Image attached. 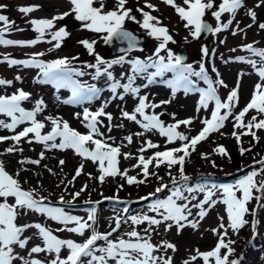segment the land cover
<instances>
[{
	"label": "snow or ice",
	"instance_id": "snow-or-ice-1",
	"mask_svg": "<svg viewBox=\"0 0 264 264\" xmlns=\"http://www.w3.org/2000/svg\"><path fill=\"white\" fill-rule=\"evenodd\" d=\"M162 2L174 9L180 20L184 23V28L188 31V36L193 39H199L203 33L212 34L213 36L229 29L237 12L244 8V0H182V5L177 4L176 0H162ZM264 3V0H261ZM70 9L50 19H30L28 22L36 32L37 38L30 41H13L6 39V33L12 30L14 21H10L7 15L0 14V45L4 46H21L34 47L38 43L47 42L53 45V48L62 47L63 40L70 33L66 27L56 28L57 21L63 20L68 16L80 22L81 28L89 32L96 33L107 44L113 40L126 42L127 48L122 49L125 52L137 50L139 44L138 38L125 27L126 22L131 21L145 30L148 36L158 41L152 55L145 59L134 58L127 60L125 56H120L112 61L104 60L100 55L95 53L96 41H80L89 55L95 57V64H85L84 68L95 69L93 79L106 77L111 81L108 91L112 94L109 100L97 110L92 111L84 107L82 112L75 113V118L80 121L86 132H80L70 126L69 122L63 117L44 115L38 118L47 109V104L43 98L36 99L31 110H26L22 106L23 102L30 101L32 94L17 89L11 95H0V115L10 119L6 122L0 119V129H7L12 135L0 136V144L11 141L12 144L0 152V156L23 153L22 142L29 145H43L45 151L59 150L65 151L71 149L74 154L84 161H91L97 166L98 176L95 177L100 184H103L108 177L117 176L123 178L128 185H143L150 177H155L163 181L164 177L160 176L153 169H159L164 166L168 171L167 175L171 180V187L167 183H161L154 192L148 196L141 197V200H151L147 205V213L131 215L129 206L126 202L120 201L118 194L113 197H105L106 200L119 204H125L117 211L114 219V226L110 225V231L100 232L97 229V207L100 202L91 200L85 201L88 205H93L87 209V217L71 214V208L74 207L75 201L88 190V185H83L79 191L68 192V186H74L76 177L84 174V163H80L73 180L68 181L62 190V194L57 201L58 205L54 206L47 196H43L36 189H24L19 179L20 172L27 169L21 168L15 174L6 170L5 162L0 160V264H173L171 256L167 255L171 250L177 251L176 245L171 242L162 241L160 244L152 242V233L161 225H164V231H170L173 227L179 234L185 227H191L198 230L201 222L218 204L224 206L225 216H218V227L212 228L211 231L217 236V243L214 248L207 252L196 250V255L190 260L184 261V264H192L193 261L201 259L203 264H239V260L231 259L235 249V241L228 239L229 230L237 233L241 228L249 223L245 219L246 215H256L255 208H249V204L255 200L257 208L264 209V179H257L264 176V167L258 171H252L246 174L242 179L234 184L217 185L209 183L189 185L190 177L185 174V166L189 158L197 150V145L208 139L213 133H218L225 126V121L230 117L234 119V129L232 136L237 143H241L243 136H251L252 140L259 143L260 137L257 132L264 130V48H256L254 43L242 46L243 51L250 53L251 58H237L238 62L246 63L251 66L258 77L255 83L250 100L247 104L236 111L239 105V79L235 88L229 91L225 99L217 94L218 87L227 88V84L219 79L213 81L209 78L204 63H200L197 71L193 65L184 62V58L175 55L168 47L170 43H175L173 35L163 21L153 15L159 9L152 3L145 0L143 7L135 9L141 16L137 19L133 15V9L127 7L128 0H115L114 6L106 10L104 0H68ZM98 4V6H97ZM260 4L257 5L259 7ZM7 5H0V12H3ZM147 8L149 11H145ZM39 5L22 6L18 11L25 16L38 11ZM210 14L215 20V26L209 24L206 15ZM228 14L231 18L227 22L222 21V17ZM253 22L256 20L254 11L248 12ZM252 25H248L251 27ZM259 29L264 30V23L258 25ZM238 28V25H237ZM22 30V29H18ZM243 31V29H239ZM236 35V31L232 32ZM51 37L45 41V36ZM188 37H185L187 40ZM224 41H221L223 43ZM235 51V49H233ZM164 53V55H162ZM205 57L209 55L207 47L202 49ZM45 53L39 52L33 54L30 59L17 60L5 56L0 63H7L9 67L22 65L24 67H34L40 70V76L36 82L41 84H51L57 91L67 89L71 96L61 102L67 105L83 106L85 103H91L94 99H99L101 89L93 84H84L74 77H83L86 73L82 69H77L72 65V60L78 57H67L45 62L38 57L44 56ZM131 65V75H127V83H121L117 80L110 69L113 65L122 64ZM153 70V71H150ZM213 71L216 70L213 68ZM171 73L172 78L165 80L166 74ZM244 73H240L242 78ZM142 77L146 80L142 86H135L136 79ZM192 77L203 80L207 85L206 89L198 88ZM164 83L171 89V95L174 99L176 93L183 91L185 95L190 92H199V100L196 112L201 109L208 110L209 105L213 107L210 111V118L200 119L203 125L201 130L195 136L186 135L178 129L181 125L188 127L193 124L194 118L176 120L175 113L172 118L175 121L172 124L165 125L161 117L163 112L157 113L155 110L164 105L170 104L171 100H161L158 103L149 99V94L141 95L142 88L147 89L149 86L158 82ZM21 78L16 77L19 81ZM121 79H125V74H121ZM13 81L0 78V86L10 87ZM122 89V92L118 91ZM126 95L137 101L132 111L120 108V118L137 125L142 131L130 133L124 136L127 144H116L115 137L109 135L113 128L125 127L124 123L113 124V114L105 109L112 100H125ZM59 100L60 97L57 96ZM154 99V98H153ZM151 110V112L149 111ZM249 112L255 114L247 121L245 120ZM107 121V124H105ZM24 125L19 131L17 129ZM50 130H46L49 129ZM101 129H105L102 131ZM158 133L165 138L164 150L154 151L151 155L145 156L144 153L150 149H160L161 145L154 143L151 139H144L141 146L137 149L138 156L133 157L132 153L121 152V147H127L134 142V137H145L146 133ZM223 135V133H221ZM111 141V143L109 142ZM179 145L168 148L167 145ZM215 153L229 157V153L223 146H218L213 150ZM251 148H240V154L244 155L250 152ZM136 159L137 163L133 165L134 169H140L138 175L143 178L137 179V176H130L129 170H121L119 167L120 158ZM45 158L44 152L40 153V159H21L20 165L33 164L40 165L41 160ZM201 158L208 160L209 155L201 153ZM264 165V160L258 161ZM65 160H59V165L63 166ZM215 167V162L212 161ZM45 167H47L45 165ZM175 168L178 177L172 174ZM51 172V169H48ZM90 179L93 177L86 173ZM63 183V181H61ZM59 187V185H57ZM123 188V185L120 186ZM168 190L170 194L166 198H159L158 194ZM64 192L71 197L65 200ZM187 193V195H186ZM219 193V196L217 194ZM240 194L239 196L237 194ZM198 194H203L202 199ZM155 197V199H152ZM11 198V202H10ZM45 201H48L45 203ZM195 201V203H194ZM69 210H66V207ZM193 209H196L193 212ZM29 212L38 213L47 219L56 222L61 227L52 229L42 223H18V218L27 215ZM191 218V219H190ZM256 221H252L253 231H255ZM124 224H129L131 230L114 237ZM141 225L144 227L143 233L137 229ZM35 230L31 235H25L29 230ZM73 233L77 237L83 238L82 241L74 239L61 238L55 233ZM38 237L40 243H31L34 238ZM163 253V254H161Z\"/></svg>",
	"mask_w": 264,
	"mask_h": 264
},
{
	"label": "rangeland",
	"instance_id": "rangeland-1",
	"mask_svg": "<svg viewBox=\"0 0 264 264\" xmlns=\"http://www.w3.org/2000/svg\"><path fill=\"white\" fill-rule=\"evenodd\" d=\"M148 2L154 4L159 9L158 12H153L152 14L158 16L163 21V24L168 27L170 33L173 35L174 40L176 41L174 44L170 43L168 47L172 51L180 46L188 48L189 57L187 63H194L197 59L198 69L200 63H204L207 74L213 81L217 80V72L219 73V79H222L228 86L227 88L218 87L217 94L221 97V99H225L229 91L236 87L238 79L239 88L243 82H250L248 90L246 89L245 96H242L241 91H239L240 99L236 111L238 112L240 109H242L250 100L254 85L258 82V77L256 74H254L255 72L250 65L238 62L237 58L243 57L257 59L250 53L241 50L243 45L258 41L259 43H254V46L256 48H264V30H261L258 27L259 24L264 23V3H262L261 0H244V8L240 9L237 12L235 19L233 20V23L232 25H230L229 29L222 31L215 36L209 34V36L204 41H197L196 39L188 36V31L184 28L183 21L180 20L179 16L176 14L172 7L165 5L162 0H148ZM216 2L218 4L219 0H216ZM104 3L106 6V10H110L113 8L115 0H104ZM176 3L182 5V0H176ZM144 4L145 0H128L127 7L133 9L132 14L135 15L137 19H141L140 14L136 12L135 9L137 7H143ZM258 4H260L259 7H257ZM0 5H7V8L4 9L3 12H0V14L7 15L10 21L15 22L12 30L5 35L6 39H10L13 41H30L37 38L38 34L33 31L32 25L28 22L30 19H50L54 15L61 14L70 9L68 0H0ZM31 5H39V10L29 14L28 16H25L18 11L19 7ZM144 10L149 11V9L147 8H145ZM249 10L255 12V22H253L252 18L248 15ZM230 18L231 17L228 14H225L222 17V21L226 23ZM206 20H208L213 26H215V20L210 14L206 15ZM248 25L252 26L248 27ZM0 27H2V25H0ZM60 27H66L67 31L70 33V35L63 40L61 48L49 51V49L53 48L55 41H53L52 44L41 42L34 47L0 45V60H2L5 56L11 59L26 60L30 59L33 54L39 52L45 53L44 56L38 57V59L45 62H51L53 60L64 57H67L70 60L72 57H78V63L74 67L84 70L86 74L83 77H74V79H77L84 84L93 85L94 81H97L96 87L101 89V94L99 100L97 101L98 105L100 103L101 106L104 104V100L107 97L110 98L112 95L107 90L111 81H108L106 77L93 79L95 69L88 71V68H84V65L95 64V57L93 55H89L88 51L79 42L83 40H88L90 42L96 41L95 53L100 55L102 58L105 57L104 60L109 62L118 59L121 55H127L128 53H130L128 56L132 59H145L153 54L155 48L158 45V41L148 36L145 30L141 29L137 24L131 21L126 23V29L139 37L146 38L147 42L140 49L119 55H112L107 53V44L100 38V36L96 33L83 30L81 28L80 22L76 21L73 16H68L63 20L57 21L56 28L58 29ZM239 29H243V31H240ZM234 30L237 33L236 35L232 34ZM186 36L188 37L187 40H185ZM44 39L45 41H47L50 40L51 37L46 35ZM221 41L224 42L221 43ZM204 47H207V49L209 50V55L207 57H205L202 53V49ZM233 49H235V51H233ZM162 55H164V53H162ZM213 68L216 70L215 72L213 71ZM110 71L113 73V76L117 80H120L122 84L127 83L126 77L127 75H131V65L127 63L122 65H113V68L110 69ZM122 73L125 74V79H121ZM240 73H244L242 78H240L239 76ZM17 76L21 78L19 81L16 80ZM39 76L40 70L37 68H26L22 65L9 67L7 63H0V78L13 81L10 87L0 86V95H11L17 89H23L24 91L33 94L34 89L39 87L41 89L59 95V100L61 101L64 99H68L71 96L70 91L67 89H64V91L60 90L57 93L56 89L51 84L37 83L36 80ZM171 78L172 74L168 73L166 74L164 79L167 80ZM192 79L196 83L198 88H207V85L203 80H200L196 77H192ZM157 80V83L149 86V88L147 89L142 88L141 91V95L152 93L153 95L149 94V99L152 102H156L155 99H157V97H161L157 96L158 92L155 91L161 90L163 88L164 90H168L171 92V89H169L164 83L159 82V78H157ZM144 83H146V80L142 77H138L136 79L135 86H142ZM152 87L153 90H151ZM148 90L152 92H147ZM118 91L122 92V89ZM179 92H177L176 94H178ZM182 94L184 95V92ZM178 97H182V95H176L172 103L164 105L162 107L164 113V115L162 116V120L165 125L174 123L175 121L172 118L173 113H175L176 120L194 118L192 125L188 127L181 125L178 131L189 136H195L203 127V125L200 123V120H198L197 115L199 119L210 118V111L213 105L210 104L208 110L201 109V111L197 113L196 107L199 100V92H190V95L187 99L188 103L190 104L189 107L186 106V103L179 102ZM120 102L121 101L119 99L112 100L107 107L112 108L117 104H121ZM125 102H127V99L122 103ZM136 103L137 101L135 100V102L132 104L133 108ZM127 104L128 102L124 105L121 104V107L125 108ZM98 105L97 103H95V106ZM22 106L26 107L25 102H23ZM82 107L84 108L85 105H83ZM126 108L130 109L131 105H127ZM155 111L159 113L157 109ZM254 114V112H249L245 120L247 121ZM116 116H119V113ZM194 121H196V123H194ZM197 123L199 124L193 126ZM233 124L234 119L230 117L228 121H225V126L220 130V132L211 134L207 140L202 141L197 145L196 152L192 154L185 166V174L190 177V180L205 178L206 183L213 184L212 180L218 178L220 182L216 181L217 185L234 184L242 179L246 174H249L252 171H258L261 167H264V165L256 163L258 161L264 160V130H260L257 132V135L260 137L259 143L253 141L251 136H243L241 138V143L238 144L236 139L232 136V133L233 131L239 132L241 130L234 129ZM221 133H223V135ZM249 142L252 143L251 147L247 145ZM179 143L180 142L177 141L175 145L178 146ZM8 146L10 145L0 144V152H3L4 149ZM218 146H223L229 153L230 158L215 153L213 150ZM241 147L251 148V151L246 152L244 155H241ZM33 151L34 153L32 155L29 154L31 158L36 154L37 149H33ZM201 153L208 154L209 159H202ZM24 157H26L25 151ZM2 159L3 156H0V160ZM134 161L136 160H125L123 159V157H121L119 167L121 170L128 169V174L130 176H137V179H141L143 178L142 175H138V173H140V169L133 168V165L137 163V161L135 163ZM212 161L215 162V167L212 166ZM76 162V164L71 165L69 169L64 166L58 165V167L51 169V172L46 171V174H42L41 176H39L38 170L35 171V173L27 169V171L25 172H29L30 176H27V173L19 176L22 187L24 189H36L40 192L41 195L47 196L48 200H50L54 206H64L58 205L57 201L59 199V196L62 194V190L67 182L73 180L75 170L79 166L80 162L84 163V167H88L89 165H91L90 167H94V173H96L97 170L95 168V164L93 166L91 163H89V161H84L80 158V161L77 160ZM15 163L8 164V166L10 167V165H13ZM5 167L7 171L15 174V172H13L14 170L12 169V171L11 169H9L6 164ZM238 167H242V170L240 171ZM24 169H26V167ZM173 170H175V174L173 175H176L178 177L179 174L177 170L175 168H173ZM235 170L240 171L239 176L236 175V173L239 172H235ZM150 171L158 172L160 176L164 177L163 181H159L155 177H150L149 180L143 185H128L123 178L117 176L115 178L108 177L103 184H100L99 181L95 179V177L90 179L86 174L88 173V170L85 169V181H80L79 183H77V185L74 186H68V192H76L79 191L83 185H88V190L82 193V195L75 201L74 207H72L70 210L71 214L83 216L86 218L87 211L85 212L84 210H87L93 206L86 204L85 201L87 200H91L93 202L99 201L100 203L96 205V207L100 211L104 209L105 205L107 206L110 203H113V205H116L119 209H121L126 205L115 203L113 201L105 199V197H113L118 194L119 200L126 202L127 206H129V214L136 215L147 213L149 215H154V213L148 212L147 208V205L151 202V200H141V197L148 196L149 193L154 192L161 183H167L170 187L172 185L171 180L167 175L168 170L164 166H161V168L159 169H153L150 167ZM92 175L93 174H91V176ZM257 179H264V176L258 177ZM61 181H63V183H61ZM49 182L52 183L51 187H55L56 184L59 185L58 191L55 192L52 189H47L48 186L44 185V183ZM121 185H123L122 189L120 188ZM63 194L65 196V200L71 199L67 192H64ZM168 194L170 193L166 189L163 193L158 194V196L159 198L164 199ZM198 195L202 199L203 194ZM237 195L239 196L240 194L238 193ZM217 196H219V193L217 194ZM152 199H155V197H153ZM47 202L48 201H45V203ZM254 206H257L255 200H253L249 204V208H255ZM83 207L84 210L81 211ZM255 209V217H253L251 214L246 215L245 219L248 220L249 223L241 228L238 234L232 233L231 230H229L228 239H232L235 241V244L233 245L235 252L230 257V260L237 259L239 260V264H264V209ZM66 210L69 209L66 207ZM195 211L196 209H193V212ZM118 214L120 213L116 212L104 214L102 216L104 218V226H102L98 231H110V225L114 226L113 218ZM218 216H225V223H227L226 213L224 211L223 205L218 204L215 208H213L201 222L198 230H193L191 227H185L179 234H177V229L175 227L166 232L164 231V225H161L158 229H156L155 232L152 233V242L154 244H160L162 241H167L176 245L177 251L173 253L171 250H169L167 255L172 257L173 264H184V261L190 260L192 256L196 255L197 249H199L200 252H207L214 248L215 244L217 243V236L213 234L211 229L218 227ZM42 217L43 216H39L38 213L29 212L27 215L19 217L18 223H40L39 219H41ZM253 220H257L254 232L258 233L257 238H254V233L251 232ZM51 227L52 229L58 228L54 226ZM144 227H147V225H141L137 230L143 233ZM130 230V225L124 224L119 232L114 234L113 238L119 235H123V233ZM30 231L33 232L35 230H29L28 232ZM55 234H57L61 238L74 239L78 242L82 241L83 239L81 237L78 238L73 233L61 232ZM246 252L247 255L244 256V253ZM192 264H203V261L201 259H197L196 261H193Z\"/></svg>",
	"mask_w": 264,
	"mask_h": 264
},
{
	"label": "bare ground",
	"instance_id": "bare-ground-1",
	"mask_svg": "<svg viewBox=\"0 0 264 264\" xmlns=\"http://www.w3.org/2000/svg\"><path fill=\"white\" fill-rule=\"evenodd\" d=\"M129 54L130 53L125 55V58L127 60H131L132 59L131 57L128 56ZM187 54H188V52H187ZM92 81H94V80H92ZM249 84H250V82H243L240 85L239 91H241V95L242 96H245L246 89L248 90ZM94 85L95 86L97 85V81H94ZM61 90L64 91V89H61ZM151 90H153V87L151 88ZM147 92H152V91L148 90ZM155 92H158L157 96H161L160 98L155 96V97H157V99H155L157 103L159 101H161V100H171V103L174 101V99L172 98L171 92L168 91V90L166 91V90H164L162 88L161 90H158V91H155ZM182 93H183V91H180L178 94H176V95H182V97H178V101L182 102V103H186V106L189 107L190 104L188 103L187 99H188V96L190 95V93L187 94V95H185V93L183 95ZM149 94L153 95L152 93H149ZM57 96H59V95L51 93V92H49L47 90H44V89H41L39 87L35 88L32 96H31V100L30 101H25V104H26L25 109L26 110H31L33 108V106H34L33 102L36 99H38V98H43L45 103L47 104V109L38 118H42L44 115H52V116L63 117V119H65V120H67L69 122L71 127L77 129L78 131H80L82 133L85 132L86 129L82 126L80 121L75 118V115H74L77 112H82L83 111V107L82 106H78V105H67V104H64V103L61 102V100L57 99ZM126 99H127V102H128L127 105H131V108L127 109L126 108L127 105L125 106V108L128 111H132L133 110L132 104L135 102V100L131 97V95L130 96L126 95L124 101H126ZM97 100H99V99H94L91 103H85L84 105H85V107H88L91 110L95 111L99 107H101L100 103L98 105V101ZM106 100H109V98L107 97L104 100V102ZM124 101H121L120 103L122 105L126 104L127 102L122 103ZM95 103H97L98 106H95ZM121 104H117V105H115L112 108L107 107L105 110L107 112H110V113L113 114V117H114L113 124L114 125L115 124H119V123H124L125 127L123 129L114 127L112 132L109 133V135L115 137L116 144H118V145H120V144L126 145L127 141L123 139L124 136H126V135H128L130 133H134V132H138V131H142V130L137 125H135L134 123H131V122H128V121H125V120H121V118H120ZM118 107H120V108H118ZM162 107L157 109V111H159V113L163 112ZM118 113H119V116H116V115H118ZM197 118H198V120H200L198 115H197ZM0 119L5 120L6 122H10V119L5 117V116H3V115H0ZM161 119H163V117H161ZM194 123H196V121H194ZM105 124H107V121H105ZM198 124L199 123H197V124H195L193 126H196ZM23 126L24 125H21L17 129V131H19V129L21 127H23ZM46 130H50V126H49V129H46ZM101 130L105 131V129H101ZM12 134L13 133L8 132L7 129H0V136H7V135H12ZM133 139H134L133 144L127 145V147H123V146L121 147V152L122 153L130 152V153H132L133 157L138 156L140 153H138L137 149L141 146V144H142L144 139H151L154 143H158V144L161 145L160 149H150L148 152L144 153V155L146 157L151 155L154 151H157V150H161L162 151V150H164L165 138L161 137L156 132L146 133L145 137H143V138L134 137ZM109 142L111 143V141H109ZM2 144L3 145H7V144L11 145L12 142L11 141H6V142H4ZM21 146L23 147V149L25 151L26 157H24V151H23V153H15L12 156L11 155L3 156V159H2L9 169H11V170L13 169L14 170V171L12 170L13 172L20 171L21 168L24 169L26 167V169H28L29 171H32V172H35V171L38 170V174H39V176H41L42 174H46L45 172L49 171L48 169H53L55 167H58L59 160H61V159L65 160V164L63 166L68 168V169L71 167V165L78 163V162H76L77 160L80 161V158L78 156H76L74 154V152L71 151L70 149L69 150H65V151H59V150L45 151L43 145L35 144V143L32 144V145H29V144L23 143V142H22ZM174 146H176V145H167L168 148H171V147H174ZM33 149H37V151H36V154L31 158L30 155H32L34 153ZM42 151L44 152L45 158L43 160H41L39 166L33 165V164L20 165L18 163L19 160L25 159V158H28V159H40V153ZM128 160H130V159H128ZM134 160H136V159H134ZM15 162H17V163H15ZM135 162L136 161H134V163ZM11 163H15V164L10 165V167H9L8 164H11ZM89 163H91L94 166V164L91 161H89ZM45 165L47 167H45ZM90 166L91 165H89L88 167H84V170L86 169V170H88V173L93 174L92 175L93 178L97 177L98 174H99L98 171L96 170V173H94L95 172L94 171L95 170L94 167H90ZM95 168L97 169L96 165H95ZM26 173H27V176L28 175L30 176V173L29 172H25V171H21L20 172V176L24 175ZM85 179H86V174L84 172V174H81L79 177H76V179L74 181V185H77V183H79L80 181L81 182L85 181ZM217 180H218V178L214 179L213 183L216 184ZM201 183H206L205 182V178H197L195 180L191 179L189 181V185L190 186H195L196 184H201ZM44 185L48 186L47 189H52L55 192L58 191L57 184H56L55 187H51L52 186L51 182L44 183ZM186 195H187V193H186ZM10 201H11V198H10ZM52 205H53V203H52ZM114 209L118 210L119 208L116 205H113V203H110L107 206L105 205L104 209L101 210V211L97 209V229L98 230L101 229L102 226H104V222H103L104 218L102 216L104 214H106V213H116L117 211H114ZM83 210H84V207H83V209H81V211H83ZM84 211L86 212V210H84ZM39 216H40V214H39ZM39 220H40V223H42L44 225H47L49 227H51V226L61 227V225H58L56 222L51 221V220L47 219L46 217L45 218L42 217ZM105 222H108V221H105ZM31 234H32V232L30 231V232H27L25 235H31ZM257 236H258V233H254V238H257ZM75 238H76V236H75ZM31 243H40V240H39L38 237H36V238H34V240L32 242H30V244ZM246 255H247V252L244 253V256H246Z\"/></svg>",
	"mask_w": 264,
	"mask_h": 264
},
{
	"label": "water",
	"instance_id": "water-1",
	"mask_svg": "<svg viewBox=\"0 0 264 264\" xmlns=\"http://www.w3.org/2000/svg\"><path fill=\"white\" fill-rule=\"evenodd\" d=\"M207 22L210 24L209 21H207ZM208 35H209L208 33H203L201 35V37L199 39H196V40L197 41H204ZM135 36L139 40V44L137 46V49H140L146 44L147 41H146V39H144L142 37H139L137 35H135ZM107 48H108V51L110 52V54H112V55H119V54L127 53L125 51H122V49L127 48L126 42H121L119 40H113L111 43H107ZM187 52H188V48L180 46L175 50V55H179V56L183 57L184 62H186Z\"/></svg>",
	"mask_w": 264,
	"mask_h": 264
},
{
	"label": "trees",
	"instance_id": "trees-1",
	"mask_svg": "<svg viewBox=\"0 0 264 264\" xmlns=\"http://www.w3.org/2000/svg\"><path fill=\"white\" fill-rule=\"evenodd\" d=\"M65 21V20H64ZM128 22H130V21H128ZM127 23V22H126ZM106 52H107V49H106ZM197 59H196V61L194 62V63H192V62H190V63H187V64H193V67L198 71L199 69H198V63H197ZM200 61H201V59H200ZM199 61V62H200ZM72 63H74V64H76V63H78V61H77V59L76 60H72ZM249 147H251V145H252V143L251 142H249L248 144H247ZM256 163H258V162H256ZM247 166V165H246ZM238 169L241 171L242 170V167H238ZM244 169V168H243ZM163 170V169H162ZM237 171V170H235V172L237 171V172H239V173H236V175H239L240 174V171ZM172 174H175V170H172ZM255 208H257V206H254ZM257 209H259V208H257ZM256 222H257V220H255ZM251 232H253V226H252V230H251Z\"/></svg>",
	"mask_w": 264,
	"mask_h": 264
}]
</instances>
